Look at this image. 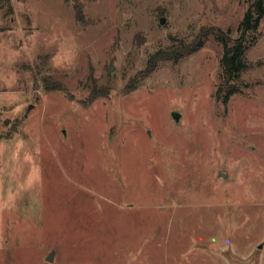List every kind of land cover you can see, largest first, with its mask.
Here are the masks:
<instances>
[{
  "label": "rangeland",
  "instance_id": "374dc122",
  "mask_svg": "<svg viewBox=\"0 0 264 264\" xmlns=\"http://www.w3.org/2000/svg\"><path fill=\"white\" fill-rule=\"evenodd\" d=\"M252 2L0 0V264H264V18L227 102L210 33Z\"/></svg>",
  "mask_w": 264,
  "mask_h": 264
},
{
  "label": "trees",
  "instance_id": "16d2710c",
  "mask_svg": "<svg viewBox=\"0 0 264 264\" xmlns=\"http://www.w3.org/2000/svg\"><path fill=\"white\" fill-rule=\"evenodd\" d=\"M76 17L79 23L85 22L82 9L75 7ZM264 18V0H253L244 18L239 24V36L233 38L229 31L221 28L210 32L215 39L223 46V56L221 59V83L216 90L218 100L227 102L228 99L241 91L240 79L242 73L249 67L247 60V50L250 43V36L259 30ZM209 35V33H208ZM202 33L199 38L200 42L196 46H191L187 53L196 51L202 47L201 37L208 36ZM155 56V55H154ZM160 59H171L178 61L180 56L174 55V52L167 51Z\"/></svg>",
  "mask_w": 264,
  "mask_h": 264
},
{
  "label": "water",
  "instance_id": "95a60500",
  "mask_svg": "<svg viewBox=\"0 0 264 264\" xmlns=\"http://www.w3.org/2000/svg\"><path fill=\"white\" fill-rule=\"evenodd\" d=\"M165 22V18H162L161 23L163 24ZM113 70V67H111L110 71ZM49 84V82H47ZM174 117L178 120L179 119V114L177 112L174 113ZM260 248L262 247V245L259 246ZM54 257V253L52 252L49 257L48 260L52 261Z\"/></svg>",
  "mask_w": 264,
  "mask_h": 264
}]
</instances>
